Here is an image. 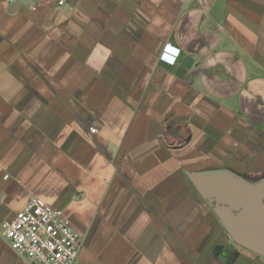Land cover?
<instances>
[{
  "label": "crops",
  "instance_id": "obj_1",
  "mask_svg": "<svg viewBox=\"0 0 264 264\" xmlns=\"http://www.w3.org/2000/svg\"><path fill=\"white\" fill-rule=\"evenodd\" d=\"M31 197L75 264H264V0H0V264H31L1 228Z\"/></svg>",
  "mask_w": 264,
  "mask_h": 264
},
{
  "label": "built area",
  "instance_id": "obj_2",
  "mask_svg": "<svg viewBox=\"0 0 264 264\" xmlns=\"http://www.w3.org/2000/svg\"><path fill=\"white\" fill-rule=\"evenodd\" d=\"M3 1L13 5L20 0ZM55 1L59 8L69 2ZM180 53V49L168 44L164 47L161 60L174 65ZM97 133V128H89L90 136ZM1 228L2 236L11 249L31 264H75L83 247V238L65 211L39 197H31L24 209L13 219L5 221Z\"/></svg>",
  "mask_w": 264,
  "mask_h": 264
},
{
  "label": "water",
  "instance_id": "obj_3",
  "mask_svg": "<svg viewBox=\"0 0 264 264\" xmlns=\"http://www.w3.org/2000/svg\"><path fill=\"white\" fill-rule=\"evenodd\" d=\"M208 198L214 212L232 236L235 244L242 248L258 252V247L253 245L251 239L246 238L248 230H244L242 228L244 222L243 218L246 216L244 214L246 207L238 211L237 208H233L223 202H220L217 198L212 196H208ZM249 232H251V230H249ZM229 249L234 250V245H230Z\"/></svg>",
  "mask_w": 264,
  "mask_h": 264
},
{
  "label": "rangeland",
  "instance_id": "obj_4",
  "mask_svg": "<svg viewBox=\"0 0 264 264\" xmlns=\"http://www.w3.org/2000/svg\"><path fill=\"white\" fill-rule=\"evenodd\" d=\"M214 213H215V212H214ZM215 216H216L217 219H219L218 216L216 215V213H215Z\"/></svg>",
  "mask_w": 264,
  "mask_h": 264
}]
</instances>
